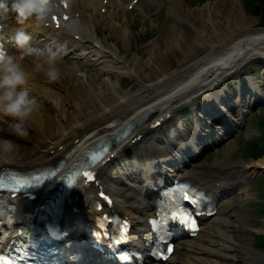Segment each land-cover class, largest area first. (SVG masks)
I'll return each instance as SVG.
<instances>
[{"label": "bare ground", "instance_id": "bare-ground-1", "mask_svg": "<svg viewBox=\"0 0 264 264\" xmlns=\"http://www.w3.org/2000/svg\"><path fill=\"white\" fill-rule=\"evenodd\" d=\"M58 2L60 10L46 24L31 19L25 27L33 34L31 43L61 48V76L51 81L43 71L33 72L29 86L41 103L28 120L31 134L16 138L18 150L0 157V170L26 178L60 161L63 164L35 193H6L0 197V209H7V213L0 211V236L4 234L9 242L18 237L20 228L30 230L41 214L43 202L56 195L63 184L61 179L77 173L64 204L62 223L70 232L68 243L85 250L84 258L89 264H117L89 242L91 233H96L101 243H108L106 230L98 233L94 229L99 219L114 215L128 221L129 247L143 250L142 264H249L251 260L243 253H258L242 238L248 225L237 219L234 210L235 203L245 202L240 186L248 167L239 166L241 176L230 185L224 178L216 179L212 171L190 167L193 160L188 155L177 159L174 153L186 137V150L192 149L193 153L208 145L214 147L217 141H230L231 132L244 124V115L255 103L256 94L263 100L264 93L255 85V76L251 80V98L255 99L251 105L242 102L245 91L236 94L234 86L235 96L223 89L228 80L246 73L253 61H260L264 67V28H254L240 0L211 1L198 10L183 7L180 0H169L167 14L172 23L164 43L155 42L148 57L137 53L128 56L120 52L118 43H104L97 36L96 25L99 17L110 20L108 28L112 34L130 47V30L115 19L121 9L126 13L124 0ZM140 3L138 0L134 8H140ZM10 15L8 24L12 27L6 29L8 32L16 24L15 13ZM7 47L19 56L14 42L8 41ZM169 52L181 53L176 67L164 59ZM33 59H24L29 68ZM65 60L79 66L68 65ZM85 66L97 73L90 75L83 69ZM124 78L138 88L123 89ZM62 79L75 81V89L64 86ZM185 107L200 108L205 119H212L206 124L213 132L199 134L209 137L207 142L201 143L200 138L193 136L198 127L182 136L174 134L173 123L181 125L179 113ZM158 122L161 124L156 126ZM161 131L168 133L172 145H154V138ZM10 132L6 129L4 134L13 135ZM190 137L197 139L190 143ZM36 138H40L39 144L35 143ZM106 145L108 150L86 166L91 150ZM137 146L135 163L129 165L126 154ZM115 162L124 165L125 172H116ZM259 166L264 168V161ZM184 180L210 198L215 210L211 215L199 211L196 235L177 228L173 252L165 261L155 260L151 256L154 234L149 220L157 217L159 191L167 184ZM227 198L231 204H219ZM113 230L109 228L108 233L113 234ZM4 246L0 244V250ZM74 253L81 257L80 252Z\"/></svg>", "mask_w": 264, "mask_h": 264}, {"label": "rangeland", "instance_id": "rangeland-1", "mask_svg": "<svg viewBox=\"0 0 264 264\" xmlns=\"http://www.w3.org/2000/svg\"><path fill=\"white\" fill-rule=\"evenodd\" d=\"M124 0L126 13H123L121 9L115 17L116 21L125 24L130 30V47L125 46L123 41L115 38L111 30L108 28L110 20H103L99 16V21L96 22L97 25V36L103 40L104 43H118L120 47V52L122 54H128V56H133L134 54H139L144 57H148L151 50L154 48L155 42L163 44L165 36L168 35L172 20L167 14L169 0H141L140 8H134L133 4L136 5L138 0ZM216 0H180L183 7L200 9L203 8L207 3ZM244 11L248 17L254 23V28H264V20L262 15L254 14L253 8L259 6V4L250 6L245 3V0H240ZM129 3H133L132 5ZM93 13V11H89ZM262 16V17H260ZM198 24V23H197ZM113 35V36H112ZM181 58V53H166L164 56L165 61H171L172 66L176 67L178 60ZM68 65H75L76 62L65 60ZM79 66V64H76ZM83 68V67H82ZM89 74L97 73V70L90 66H85ZM256 73L253 79L259 90L264 93V67L260 61H253L248 65L246 73L242 74L238 79L229 81L233 83L237 92L239 90L243 92L242 102L247 105H251L254 99L250 98V86L248 81L250 75ZM64 86L70 89H75V81L71 79H62ZM236 84V85H235ZM121 87L127 90H136L138 85H134L128 78H124L121 81ZM231 92L235 94L234 87L231 88ZM247 97V98H245ZM249 100V101H248ZM187 110V109H186ZM257 111V112H256ZM87 112V111H86ZM184 112V111H183ZM256 112V113H255ZM255 113V114H251ZM252 115V116H250ZM181 122V113L180 118ZM244 124L240 128H244L243 131L239 133L232 132V138L230 141L217 143L215 147L211 148L209 151L204 152L197 156L190 167L198 171H212L216 179L224 178V181L231 185L232 182L239 180L241 174L239 166L248 167L247 176H256L259 173H263L262 170H257L258 163L264 161V155L258 159H254L247 154V148L249 144L258 143L261 141V136L263 135L264 129L262 123L264 120V105L253 106L249 108L248 112L244 115ZM178 130V128H176ZM158 135V139H160ZM40 138L35 139V143L39 144ZM162 146V145H161ZM133 152L128 151V156L133 157ZM132 161V160H131ZM117 164H114V168ZM116 172H124L125 170L116 169ZM246 178V176L244 177ZM263 176L256 177L250 180L244 179L241 182V191L244 192L245 202L242 204L235 203L236 213L238 215L237 219L244 221L247 225V229H243L242 238L246 239L251 243L253 249L258 253V255H250L246 252L243 253L245 258L251 260L249 264H264V249L259 247L257 243V236H264V208L261 203L264 201V182ZM229 198V197H228ZM221 200V204H231L230 199ZM244 219V220H243ZM243 240V239H242Z\"/></svg>", "mask_w": 264, "mask_h": 264}, {"label": "clouds", "instance_id": "clouds-1", "mask_svg": "<svg viewBox=\"0 0 264 264\" xmlns=\"http://www.w3.org/2000/svg\"><path fill=\"white\" fill-rule=\"evenodd\" d=\"M60 8L58 0H0V157L15 154L18 150L16 138L31 134L28 120L41 103L29 86L33 72L43 71L51 81L61 76L58 63L61 48L31 43L33 34L25 24L31 19L46 24ZM13 12L16 24L14 30L8 32ZM8 41L14 42L19 56L8 49ZM27 57L34 58L31 68L24 62ZM6 129H11L13 135L4 134ZM0 211L7 213L6 208Z\"/></svg>", "mask_w": 264, "mask_h": 264}, {"label": "trees", "instance_id": "trees-1", "mask_svg": "<svg viewBox=\"0 0 264 264\" xmlns=\"http://www.w3.org/2000/svg\"><path fill=\"white\" fill-rule=\"evenodd\" d=\"M245 3L247 5H257L259 4V6L254 7L253 8V12L254 14L256 13L257 15H262L260 17H262V19L264 20V0H245ZM262 127L264 129V120L262 123ZM247 154L250 155L251 157L258 159L260 158L262 155H264V132L263 135L261 136V141L258 143H254L252 142V144H249L248 148H247ZM264 182V178L262 180ZM264 200V199H263ZM264 208V201L261 203V205ZM257 243L259 245V247H261L262 249H264V236L260 235L257 236Z\"/></svg>", "mask_w": 264, "mask_h": 264}, {"label": "snow or ice", "instance_id": "snow-or-ice-1", "mask_svg": "<svg viewBox=\"0 0 264 264\" xmlns=\"http://www.w3.org/2000/svg\"><path fill=\"white\" fill-rule=\"evenodd\" d=\"M172 215H173L174 218L180 219V220H189V219H191V217L189 216V214L187 212H182V213L173 212ZM4 259L7 260V257H4ZM9 264H12V262L9 261Z\"/></svg>", "mask_w": 264, "mask_h": 264}]
</instances>
